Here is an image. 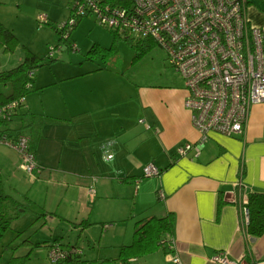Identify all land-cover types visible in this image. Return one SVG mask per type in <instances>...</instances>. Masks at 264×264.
<instances>
[{
	"label": "crops",
	"instance_id": "0c3cea01",
	"mask_svg": "<svg viewBox=\"0 0 264 264\" xmlns=\"http://www.w3.org/2000/svg\"><path fill=\"white\" fill-rule=\"evenodd\" d=\"M246 14L251 25L262 29L264 41V0H247ZM71 41L68 49L77 50ZM55 47L50 61L60 45ZM14 53H1L6 58L0 71L22 62L23 51ZM85 59L90 64L98 60ZM101 61L84 69L79 60L75 70L58 78L34 69L32 89L6 130L11 137L28 136L36 171L26 173L20 154L0 144L4 192L7 187L20 195L10 194L16 199L27 197L45 224L59 218L75 233L67 239L52 236L48 247L75 245L82 260L93 261L88 264H172L166 244L120 259L139 221L170 213L169 236L183 264H214L209 257L217 251L242 264H264V233L247 236L239 215L243 195L264 192V103L250 107L242 136L210 132L196 158L179 156L177 146L199 137L183 105L182 78L174 72L171 79L134 83ZM46 87L52 89L51 98L37 100ZM11 91L10 81L0 82V95ZM149 162L158 175H142ZM82 221L89 224L76 225ZM26 240L31 243L26 252L41 244ZM47 250V262L38 264L49 263ZM9 255L3 252L0 263Z\"/></svg>",
	"mask_w": 264,
	"mask_h": 264
},
{
	"label": "built area",
	"instance_id": "2783aa9c",
	"mask_svg": "<svg viewBox=\"0 0 264 264\" xmlns=\"http://www.w3.org/2000/svg\"><path fill=\"white\" fill-rule=\"evenodd\" d=\"M66 4L68 20L57 29L92 14L101 26L120 37L141 43L152 40L166 51L170 66L182 78L186 90L183 105L199 133L196 141L177 146L179 156L196 158L210 132L242 136L250 107L264 103L263 33L249 23L247 0H133L129 7L105 0H66ZM38 19L45 22L46 15L40 14ZM53 50L49 48V53ZM33 76L34 69L29 70L28 77ZM30 86L28 81L25 87ZM21 102L19 98L0 105V144L13 147L20 154L21 169L32 174L38 167L28 136L19 133L11 137L6 130ZM159 172L149 162L142 175L156 176ZM246 200L243 195L239 202L242 229L248 220ZM166 246L171 263L183 264L175 242L170 239ZM80 253L78 247L53 243L47 258L55 263ZM209 260L214 264H242L226 251L214 252Z\"/></svg>",
	"mask_w": 264,
	"mask_h": 264
},
{
	"label": "rangeland",
	"instance_id": "374dc122",
	"mask_svg": "<svg viewBox=\"0 0 264 264\" xmlns=\"http://www.w3.org/2000/svg\"><path fill=\"white\" fill-rule=\"evenodd\" d=\"M40 14L46 15L45 22L38 19ZM68 16L66 0H0V22L9 28L19 40L18 49H15L14 52L22 51V45L33 50L44 59V64L36 69L42 74H47V77L58 78L64 72L75 70L79 60L83 61L84 69L96 63L103 64L99 59L90 64L84 57L85 52L93 42H98L105 47L112 42L113 32L101 26L95 20L94 15L90 14L81 17L70 32L77 50L68 49L66 43L59 39L60 35L56 31V28L68 20ZM124 40H117L116 51L104 63L111 70L123 73L125 77L139 84L156 83L173 78L175 71L170 66L166 51L161 46H152L134 61L135 49ZM59 45L60 48L54 51L52 56L55 60L50 61L48 58L49 48L53 47L55 50V46ZM14 52L12 55L16 56L17 53ZM1 53L9 54L3 51ZM1 53L0 56H2ZM2 57H0V65L6 58ZM44 89L46 91H43L37 100L45 98L48 101V98H51L52 89L47 87ZM4 188L6 193L16 195L20 199V195L14 194L7 187ZM35 210L33 211V208L30 207L29 210L21 212L19 217L11 220L9 228L0 238V255L4 252V256L7 257L12 251L15 255L22 254L23 251L26 252L31 244L21 242L28 238L41 244L38 247L32 246L27 262L46 263L47 243L52 239V236L62 234L63 238L67 239L69 234L70 237H75V233H70L69 229L64 226L65 223L59 218H53L45 224L44 216H39L37 208ZM79 240L81 241L82 237ZM11 243L21 244L16 249L10 250L6 246Z\"/></svg>",
	"mask_w": 264,
	"mask_h": 264
},
{
	"label": "trees",
	"instance_id": "16d2710c",
	"mask_svg": "<svg viewBox=\"0 0 264 264\" xmlns=\"http://www.w3.org/2000/svg\"><path fill=\"white\" fill-rule=\"evenodd\" d=\"M111 4L119 6H131L133 0H105ZM80 18L75 19L72 25L65 23L62 28L56 31L60 35V40L72 47V41L69 38L71 30L76 26ZM67 31L64 36L63 32ZM118 39H125L129 46L135 49L133 60L135 61L152 46L157 45L152 40L147 42H133L126 37H120L113 33V39L109 46L105 47L97 42H93L85 52V57L90 60L101 59L104 62L110 55L116 51V42ZM132 41V42H131ZM19 46L17 36L0 22V50L4 53H13ZM23 60L17 66L11 69L0 71V82L10 81L12 91L8 96L0 95V105L11 100L23 98L31 89L33 78L28 77V71L35 69L43 64V58L38 56L28 47L22 45ZM30 81L31 86L26 88V83ZM30 146V145H29ZM32 151V150H31ZM30 201L27 197L18 200L12 195L4 192L3 183L0 176V238L9 228L12 219L19 217L21 212L29 210ZM245 206L248 210V220L243 226L244 233L247 236L258 237L264 233V192H251L247 195ZM88 222H80L76 225H88ZM73 225H75L73 223ZM172 229V215L167 213L163 216L151 215L139 221L134 228L132 241L128 245H123L120 250V259L125 260L126 256L145 255L152 252L158 245H165L171 237L169 236ZM21 243L31 244L28 240H23ZM21 243L7 244L6 247L10 250L16 249ZM60 244V243H59ZM33 247L39 246L38 243L32 244ZM62 245V244H60ZM63 246V245H62ZM66 246V245H65ZM67 247H76L75 245H67ZM32 248L22 255H14L10 253L7 260L2 264H27ZM80 254H71L61 261L47 264H88L93 261H85L80 258ZM1 257V255H0ZM1 262V260H0ZM1 264V263H0Z\"/></svg>",
	"mask_w": 264,
	"mask_h": 264
},
{
	"label": "clouds",
	"instance_id": "9594fccd",
	"mask_svg": "<svg viewBox=\"0 0 264 264\" xmlns=\"http://www.w3.org/2000/svg\"><path fill=\"white\" fill-rule=\"evenodd\" d=\"M114 158V157H113Z\"/></svg>",
	"mask_w": 264,
	"mask_h": 264
}]
</instances>
